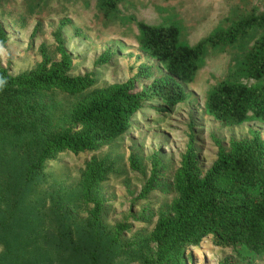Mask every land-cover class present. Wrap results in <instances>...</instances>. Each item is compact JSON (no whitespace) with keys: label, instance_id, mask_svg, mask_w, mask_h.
Returning <instances> with one entry per match:
<instances>
[{"label":"rangeland","instance_id":"1","mask_svg":"<svg viewBox=\"0 0 264 264\" xmlns=\"http://www.w3.org/2000/svg\"><path fill=\"white\" fill-rule=\"evenodd\" d=\"M97 1L0 0V24L8 37L6 45H0V65L13 75L33 68L40 60L41 43L53 53L52 33L62 19L71 21L62 34L73 59L74 75L91 72L97 85H104L132 77L141 62L151 64L153 61L139 50L135 24L103 19L97 12ZM253 8L264 10V0H123L118 6L122 14L149 24L179 25L181 38L188 44L209 35L230 13ZM38 23V34L31 38ZM103 53L111 58L96 64ZM230 57L228 51L207 56L192 81L185 84V101L169 112H159L155 108L163 105L151 100L146 104L149 108L133 121L137 125L134 130L95 153L58 154L47 161L43 174L36 176L38 182L25 178L37 145L0 131V264H87L91 251L97 252L99 264H140L141 255L153 250L147 239L156 218L165 213L175 196L170 190L138 198L149 175L151 154L159 152L165 165L162 177L169 182L189 131L194 133L203 170L216 157L214 139L227 148L230 139L248 137L250 129L259 130L264 138V121L225 125L205 109L206 92L227 77ZM240 81L255 83L245 78ZM80 97L61 92L35 96L47 108L53 132L68 125L66 113ZM131 151L140 162L139 172L129 167ZM92 155L113 163L111 174L99 189L104 200V230L86 226L88 207L76 189ZM124 221L132 226L120 234V242L129 244L126 249L112 243L109 230ZM188 255L187 264H217L227 255L246 264H264V255L239 247L219 248L209 240Z\"/></svg>","mask_w":264,"mask_h":264},{"label":"trees","instance_id":"2","mask_svg":"<svg viewBox=\"0 0 264 264\" xmlns=\"http://www.w3.org/2000/svg\"><path fill=\"white\" fill-rule=\"evenodd\" d=\"M122 2L98 0L97 12L106 20L135 24L139 50L153 62L139 63L132 77L97 85L91 72L74 75L73 59L62 34V28L71 23L69 19H62L52 33L53 53L45 43L39 45L40 60L33 68L13 75L0 65V131L37 145L26 168V180L38 182L36 176H41L47 161L58 154L95 153L131 132L137 126L133 121L149 108L146 104L151 100L163 105L155 108L157 111L169 112L186 100L185 84L192 81L205 58L216 53L228 51L231 65L227 77L206 92L207 113L225 125L264 121V10L230 13L209 35L188 44L181 38L179 25H153L126 16L118 9ZM38 31L39 23L31 38ZM7 39L0 24V45L5 46ZM110 58L103 53L95 63ZM242 78L255 83H242ZM146 82L149 84L143 86ZM47 92L81 95L66 113L68 125L57 132L48 122L47 108L35 98ZM248 134L243 139H230L227 148L214 139L216 157L203 170L194 133L189 131L169 182L162 177L165 165L159 152L151 154L149 175L138 198L170 190L175 196L165 213L156 218L147 239L153 250L141 255L140 264H187L190 250L208 240L219 248L239 247L264 255V138L257 129ZM128 163L133 171L141 170L132 151ZM112 169V162L92 155L76 188L88 207L84 222L94 230H104V200L99 189ZM131 227L125 221L111 227L112 243L126 249L129 244L120 242V234ZM87 264H99L96 251L89 253ZM217 264L246 263L227 255Z\"/></svg>","mask_w":264,"mask_h":264}]
</instances>
